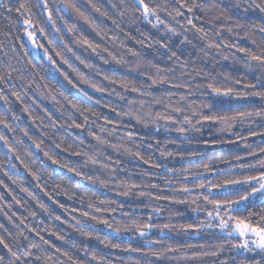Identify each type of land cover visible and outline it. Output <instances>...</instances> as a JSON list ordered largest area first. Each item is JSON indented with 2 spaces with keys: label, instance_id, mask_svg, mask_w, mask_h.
<instances>
[{
  "label": "trees",
  "instance_id": "trees-1",
  "mask_svg": "<svg viewBox=\"0 0 264 264\" xmlns=\"http://www.w3.org/2000/svg\"><path fill=\"white\" fill-rule=\"evenodd\" d=\"M76 2L93 23H88L73 14L68 20V25L75 24L78 31L70 33L64 26V21L58 18L60 14L53 11V18L56 19L61 32L55 37L54 43L49 44V39L53 38L51 26L41 21L37 27H44L45 35L38 31L36 42L49 50L48 55L52 56L56 63L50 64L43 56V49H40V61L36 69H31V65L28 64L33 53L26 43V37H23L22 29L19 28L17 14L13 12L11 16L0 15V60L10 61L12 68L22 69L26 73L23 81L14 79L10 85L0 82V87L5 89L4 95L9 101L5 105L4 101L0 100V118L9 126L5 128L0 124V132L8 141V147H5L4 141L0 140L2 181L0 197H3L0 199V225L3 226L0 228V236H4L6 242L11 243L12 236L23 232L30 240L47 248L48 246L43 245L36 235V231H39L46 240L60 248L59 253L55 252L54 248L50 249L48 254L53 255V261H49L48 264H221L222 261L226 264H255V261L260 259L258 252L237 254V250L232 248L233 244L241 243L240 237H226L220 234L218 227H205L209 220L207 211H211L212 206L206 205L202 197L197 200V194L202 190L197 189L196 184L221 179L215 171L203 170V164L209 160L215 161L213 169H227L229 165L222 163L216 159L217 157L229 160L233 164L239 163L234 160L237 155L253 164L257 159L264 158V153L259 152L260 148H264V117L237 121L227 131H217L218 124L205 127L203 129L205 139L220 141L207 145L195 141L190 144L182 143L177 139L179 133L165 130L164 126L168 123L165 119H159L155 124L151 121L157 114L167 116L171 113V107L175 106L180 95L187 92L186 89L174 88L172 85L187 80L188 77L181 73L184 71L191 73L194 68L210 73L216 77L218 83L231 86L241 93L260 90L246 88V85L255 81L244 67L245 54L237 51L239 47L251 45L249 37L258 32V28L247 25L244 28L236 27V18L231 12L226 11L227 0H215L219 7L213 8L207 15L197 9H194L193 13H188L187 8H184L183 16L176 15L170 0H151L150 6L169 5L167 11L158 12L164 23L156 28L139 18L138 12L127 7L129 0H76ZM145 2L149 3L150 0ZM187 3L191 6L193 0H187ZM48 5L54 8V0H48ZM222 11L233 18L222 17L218 21L215 20L214 17L220 15ZM33 12L37 10L34 8ZM168 12H171V16ZM255 15L258 17L260 14ZM39 19L38 14L33 16L34 22ZM189 19L197 28H204L208 34L206 40L199 39L202 33L196 32L188 23ZM117 24L120 25L119 28ZM167 28H174L178 33L186 34L192 40V44L181 45L183 35L171 36ZM229 28L232 31H228ZM217 31L219 35L216 34ZM84 38L93 45L99 44L100 47L94 52L92 48L82 43ZM255 38L259 43V36ZM210 41L219 44L220 47L207 48L208 55L205 56L200 52V48ZM65 43L76 55L64 48ZM165 43L169 45L171 51L177 52L179 60L176 58L169 60L171 51L161 46ZM21 44H25V47H20ZM189 51L194 54L189 55ZM57 52H61L69 63H64L61 56L56 55ZM5 53L7 57L4 56ZM133 53L138 55L134 56ZM113 57L122 63L117 64ZM105 60L108 63H105ZM137 64L141 67L137 68ZM150 65L158 66L163 70L162 74L167 73L169 83L152 85L147 89L152 95L147 93L141 95L131 92L130 89L126 91L122 87L121 81L125 80L137 86L150 83L146 75H141L144 71L155 77L156 68ZM5 67V64H0V73ZM54 68L58 71H54ZM169 68L175 71L169 73ZM35 72H38V75H33ZM12 74L13 77L16 76V73ZM65 75L68 80L64 79ZM106 76L109 79H105ZM238 79L240 83L236 84L235 81ZM197 81L207 83L208 78L201 76ZM28 84H31L30 89L27 88ZM93 84L104 91L93 88ZM169 90L173 93L170 98ZM13 91L19 93L20 99L11 95ZM65 96L68 97L67 100ZM121 96L126 99L122 100ZM153 96L163 97L164 102L170 107L165 108L162 104L151 103ZM197 97L199 100L205 98L196 93L189 99L197 100ZM128 100L136 102L135 110L144 116L146 124L137 123L135 119L131 124L128 123L129 117L122 115V112L128 111ZM140 100L145 101L142 108L139 105ZM254 102L257 107L264 106V101L259 97L254 98ZM233 103L238 109L224 114L233 115L236 110L255 111L248 99H238ZM73 104L78 106L80 111H77ZM69 116L83 127L76 128L74 124L69 127L72 123L68 119ZM157 127L160 128L159 132L155 131ZM89 131L95 133V136L89 135ZM128 132L133 133L132 140L128 139ZM96 137L120 146V151L116 152L107 145H101ZM169 138L176 140V143H171ZM81 140L84 141L83 144H80ZM33 141L39 143L43 151L36 149ZM56 144L60 147L56 148ZM9 148L13 151L9 152ZM65 148H69V151H64ZM124 149L129 151L125 152ZM45 151L60 164L76 167L84 175L77 176L67 168L53 164L44 156ZM76 151L87 152L97 159V163L92 164L89 161L85 165L86 157L74 155ZM161 151L170 152L172 155L161 156ZM193 151L202 152L203 155L193 157L190 155ZM97 152L102 154L97 155ZM137 152L139 155H136ZM249 152H255L257 156L252 157ZM109 156L111 160L108 159ZM104 164H107L108 168L103 167ZM156 164L161 167H155ZM25 165L28 167L25 168ZM54 168L59 175L48 179V173ZM185 169L188 171L185 172ZM232 171L235 174L236 170ZM193 172L197 175H192ZM87 176L94 179L99 177L105 183L103 185L93 183L86 178ZM76 184H80L81 188L77 189ZM129 184H137L139 188L133 189L128 197L117 195L123 190L124 185ZM185 186L192 190L190 194L181 191ZM141 192L146 195H140ZM81 196H84L83 201L80 200ZM105 199L116 201L112 205L117 207L115 213L95 212L96 207H106L100 204V200ZM16 200L21 203L17 204ZM193 200L197 202L192 203ZM40 203L44 204L48 211L41 209ZM89 203L92 207H88ZM61 204L64 205L63 208L60 207ZM120 204H123V211L128 212L129 216L121 215V209L118 207ZM197 208L199 210L194 211ZM82 211H89L108 219L114 216L121 227L131 225L134 219L140 224L149 222L156 225L169 224L174 230L169 232L165 229L171 239H161L160 230L156 227L150 232L141 228L140 230L148 232L145 237H141L139 231L135 229L122 232L119 238L109 232L108 238L111 243L119 245L113 248L105 246L95 238L85 237L75 230L78 226L77 220L84 222L80 215ZM30 212H35L36 215L31 216ZM56 216H59L60 220H57ZM188 225L192 227L188 228ZM32 229L36 231H30ZM57 235L63 236L64 239H57ZM86 244L87 251L84 248ZM169 248L176 251L170 252ZM152 252H161L163 255L153 256ZM213 252H216V255H212ZM62 253H67L72 260ZM93 253L97 257L103 256L104 259L93 260Z\"/></svg>",
  "mask_w": 264,
  "mask_h": 264
},
{
  "label": "snow or ice",
  "instance_id": "snow-or-ice-1",
  "mask_svg": "<svg viewBox=\"0 0 264 264\" xmlns=\"http://www.w3.org/2000/svg\"><path fill=\"white\" fill-rule=\"evenodd\" d=\"M170 2L173 6V11H175L177 16L184 15V12L182 11L184 8H187L188 13H193V10L197 9L207 15L210 10L219 7V4L216 3L215 0H200V2L193 0L191 6H188L187 0H170ZM150 3L151 0L149 3H146L145 0H129L127 7L131 8L135 12H138L140 14L139 18H142L148 24H151L153 28H156L164 23L158 12L167 11V7L169 5L152 4V6H150ZM177 4L179 5L178 7L175 6ZM93 7H95V5H93ZM34 8L37 10L35 13L33 12ZM225 8L227 12H231L236 18V27L244 28L247 25L251 26L252 28H258V32L249 37L251 40V45L248 47H239L237 48V51L245 54L246 59L244 60V67L248 74H250L252 79L255 81V83L246 85V88L251 90L259 88L260 90L246 91L241 93L231 86H224L223 84L218 83L215 76L210 75L208 72H204L202 69L197 70L194 68L191 73L187 71L182 72L181 74L188 77V79L183 83L172 85L174 88H183L187 90L186 94L180 95L179 100L175 102V106L171 107V113H176L178 115L173 116L171 113H169L167 116H160L157 114L156 118L151 121L155 124L159 119H165L168 122L164 126L165 130H174L175 132L179 133L177 139L182 143L190 144L194 141L197 143H203L205 145L209 143H219L220 141L215 139L211 141L205 139L203 129L205 127H211L218 124L219 127L217 128V131H227L230 130L232 125L237 121H243L244 119H252L255 117H264V106L257 107L254 102V98L256 97H259L261 101H264V0H259V2H257V0H227ZM53 11L60 14L58 18L61 21H64V26L70 33H75L78 31L75 24H72L71 26L68 25V20L72 18L73 14L84 19L88 23H93L77 5L76 0H58V2L54 0V8L49 7L48 0H0V15L7 14L11 16L13 12L17 14L19 28L22 29L23 37H26V43L32 49L33 54L28 61V64L31 65V69H36L37 64L40 61V49H43V56L50 64L55 65L56 63L53 60V57L48 55L49 50L44 48V45L37 44L36 42V35L38 31L41 35H45V28L37 27L41 21H43L46 25L51 26L53 38L49 39V44H53L55 37L61 32V29L57 27L56 19L53 18ZM97 11H99V9H97ZM256 13H259L260 15L257 17L255 15ZM37 14L39 15L40 19L34 22L33 16ZM121 15H123V13H121ZM168 15L171 16V12H168ZM233 16H227L226 12L222 11L220 15L215 16L214 19L217 21L222 17L226 19H232ZM66 17L68 19H65ZM153 19L155 20V23H153ZM113 23L115 24L116 22L113 21ZM188 23L196 29V32L202 33L199 39L206 40L208 38V34L204 31L203 27L197 28L191 19L188 20ZM116 26L118 28L120 27L118 24ZM228 31H232V29L229 28ZM167 32L171 33V36L183 35V39L180 41L181 45L186 43L192 44V40L189 39L186 34L178 33L174 28H167ZM216 34L219 35L220 33L217 31ZM81 36H83V33H81ZM171 36L168 37L169 40L171 39ZM256 36H259L260 38L259 43L255 38ZM21 38L22 37H18V39ZM60 38L62 39V37ZM82 43L86 44L89 48H92L94 52L100 47L99 44L93 45V43L87 38H84ZM161 46L164 48H169L167 43ZM20 47H25V44H21ZM213 47L219 48L220 45L214 44L210 41L200 48V52L207 56L208 52L206 49ZM233 47H235V45H233ZM64 48L68 52H72V48L69 47L67 43L64 44ZM193 48H195V45H193ZM254 48L257 50L254 51ZM169 51H171L170 48ZM72 54L76 55L74 52H72ZM188 54L193 55L194 53L189 51ZM25 55H27V50L25 51ZM56 55L61 56V59L64 61V63H69L67 58H65L61 52H57ZM109 55H112V53H109ZM133 55L135 56L138 54L133 53ZM4 56L7 57V53H5ZM172 58H176V60L180 59V57L177 55V52L175 51H171L169 60ZM77 59H79L78 56ZM113 59L116 58L113 57ZM225 59H227V57H225ZM81 63H84V61H81ZM105 63H108V61L105 60ZM116 63L120 64L122 61L116 59ZM0 64L6 65L4 71L0 73V82H3V84L10 85L14 79H20L21 81L25 79L26 73L22 69L12 68L10 61L0 60ZM87 66L92 67L91 65ZM24 67L27 68V65ZM140 67L141 65L137 64V68ZM150 67L156 68L155 77H153L150 72H141V75L147 76L150 83L137 86L131 81L125 80L121 81L122 87L126 91L130 89L131 92L140 93L141 95L145 93L152 95V93L147 92V89L152 85H156L158 83H169L167 73L162 74L163 70L156 65H150ZM9 68H11V71H9ZM54 71H58V69L54 68ZM174 71L175 69L173 68L168 69L169 73ZM13 72L16 73L15 77H13ZM33 75H38V72L33 73ZM201 76L207 77L208 82H198L197 78ZM40 78L44 79V77ZM81 78L83 79V76H81ZM64 79L68 80L67 75L64 76ZM105 79H109V77L106 76ZM68 82L71 83L70 80ZM113 83H115V81H113ZM235 83L239 84L240 80H236ZM73 87H75V85H73ZM92 87L96 88L98 91H104L103 88H98L95 84H93ZM27 88L30 89L31 84H28ZM4 93L5 89L0 87V100H3L5 105H7L9 101L8 97L4 95ZM196 93H200V95L204 96L205 98L203 100H199V97H197L199 102H197V100L189 99L190 96L195 95ZM11 95L15 96L17 99H20L18 92L13 91ZM117 95L120 94L117 93ZM172 95L173 93L169 90L168 97L170 98ZM65 99L67 100L68 97L65 96ZM121 99H126V97L121 96ZM238 99H248L250 101L251 107L255 108V111L236 110L233 115L224 114L226 112L233 111V109H238V106L233 103V101ZM69 103L72 102L69 101ZM127 103L129 106L128 111L122 112V115L129 117L128 123L131 124L132 120L135 119L137 123L146 124L147 121H145L144 116L135 110L136 102L133 100H128ZM151 103L162 104L165 108L170 107L168 103L164 102L163 97L153 96ZM144 104L145 101H139L141 108L144 106ZM182 104L184 106H181ZM73 107H76L77 111H80L78 106L75 104H73ZM68 119L72 122L69 124V127H71L73 124L76 128L83 127L81 124H78L72 120L71 116H69ZM85 119L87 120V118ZM0 124H3L5 128L9 127L2 118H0ZM155 131L159 132L160 128L157 127ZM25 135H27V132H25ZM89 135L95 136V133L89 131ZM132 138L133 133L128 132V139L132 140ZM96 139L101 145H107L113 148L116 152L120 151V146L111 144L110 141L101 139L100 137H96ZM0 140H3L5 147H8V141L2 132H0ZM169 140L171 143H176V140L171 138H169ZM33 143L36 149L43 151L39 143H35V141H33ZM83 143L84 141L81 140L80 144ZM59 147L60 145L56 144V148ZM157 147H159V145H157ZM8 150L9 152L13 151L11 148ZM64 151H69V148H65ZM124 151L128 152L129 149H124ZM259 152L264 153V148H260ZM73 154L77 156H85V165L89 161L92 164L97 163V159H95L92 155H89L87 152L76 151ZM99 154L102 153L97 152V155ZM248 154L252 157L257 156V153L255 152H249ZM136 155H139V152H137ZM160 155L170 156L172 154L170 152L161 151ZM190 155L193 157L198 155L202 156L203 153L193 151L190 153ZM44 156L48 157V159L51 160L53 164H58L61 168H67L69 172H74L77 176L84 175L76 167H70L67 164H60L57 159L50 156L46 151L44 152ZM108 159L111 160V157L109 156ZM216 159L220 160L226 165H229V168L213 169V164L215 163L214 160H209L208 163L203 164L202 167L205 172L215 171L217 176L221 177V179L208 180L206 183L201 182L196 184V188L202 190L197 194V200L202 197L206 205L212 206V210L207 211L209 220L205 227H218L220 229V234L226 237H240L242 239V243H236L232 245V248L237 250V254L258 252L260 259L256 260L255 264H264V158L257 159L254 164L243 160L239 155L234 157V160L239 162L237 164H233L229 160L222 159L220 157H217ZM145 162L147 163L148 161ZM27 167L28 166L25 165V168ZM103 167L108 168V165L104 164ZM155 167H161V165L156 164ZM166 170L172 171V169ZM232 170H236L235 174H233ZM29 171L31 170L29 169ZM184 171L187 172L188 170L185 169ZM191 174L197 175L195 172ZM54 175H59L55 168L48 173V179H52ZM33 176L38 179L35 173H33ZM86 178L93 181V183H99L101 185L105 183V181L99 179V177L94 179L92 176H87ZM0 183H2V181H0ZM69 183H71L70 180ZM75 187L79 189L81 188V185L76 184ZM153 187H155V185H153ZM137 188H139V185L137 184L124 185L123 190L118 192L117 195L128 197L133 192V189ZM24 191H27V189H24ZM181 191L186 194H190L192 190L185 186L181 189ZM29 195H32V193H29ZM140 195H146V193L141 192ZM2 198L3 197H0V199ZM88 199L91 201V197ZM97 199L99 198L97 197ZM80 200L83 201L84 196H81ZM197 200H193L192 203H196ZM16 203L20 204L21 202L16 200ZM115 203L116 201L114 200H100V204L106 205V207H96L95 212L107 213L111 211L112 213H115L117 211V207L112 206ZM39 206L44 211H48L44 204L40 203ZM60 207L63 208L64 205L61 204ZM88 207H92L91 203L88 204ZM118 207L121 209L122 216H129L128 212L123 211V204H120ZM250 209H258V211H250ZM196 210L199 209H194V211ZM73 211H76V209H73ZM29 215L35 216L36 213L30 212ZM80 215L84 218V222L82 223L81 221L77 220L76 224L78 226L75 227V230L85 237L95 238L100 240L101 243H104L105 246H110L113 248L119 247V245L111 243L108 238L109 232L115 234L116 238H119L122 232H128L135 229L139 231V235L141 237H145L153 227H156L160 230L161 239H171V236L165 232V229L169 230V232L174 230L169 224L156 225L152 222L140 224L134 219L132 220L131 225H125L121 227L120 222L117 221L114 216L111 219H108L95 215L89 211H82ZM55 218L60 220L59 216H56ZM88 221H91V223ZM214 221H218V223H213ZM100 226H102V228ZM2 227L3 226L0 225V228ZM191 227L192 225H188V228ZM141 228L148 230V232L140 230ZM30 231L36 230L32 229ZM36 235L39 236L40 240L43 242V245L48 246L47 248L43 247L40 243H36L34 240H30L29 237L24 235L23 232H19L17 235L12 236L11 243L6 242L4 236H0V246H2L0 247V264H48L49 261H53V255L48 254L50 249L54 248L55 252L59 253L60 248L55 243L46 240L39 231H36ZM53 235L56 234L53 233ZM101 236H103V239H101ZM57 239L63 240L64 237L57 235ZM73 247H75V245H73ZM84 248L85 251H87L88 245L86 244ZM133 250L138 251L139 249ZM168 251H176V249L169 248ZM151 254L153 256L163 255L161 252H152ZM211 254L216 255V252ZM62 255L67 256L69 260H72V257L68 256L67 253H62ZM204 255H208V253H204ZM92 259L103 260L104 257H97L96 254L93 253ZM252 259L255 260V257ZM221 264H226V262L222 261Z\"/></svg>",
  "mask_w": 264,
  "mask_h": 264
},
{
  "label": "rangeland",
  "instance_id": "rangeland-1",
  "mask_svg": "<svg viewBox=\"0 0 264 264\" xmlns=\"http://www.w3.org/2000/svg\"><path fill=\"white\" fill-rule=\"evenodd\" d=\"M240 240H241V243H242V239L240 238Z\"/></svg>",
  "mask_w": 264,
  "mask_h": 264
}]
</instances>
